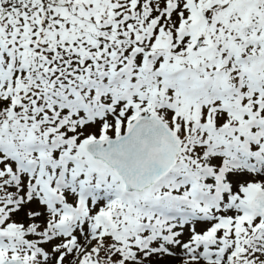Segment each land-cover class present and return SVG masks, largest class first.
I'll use <instances>...</instances> for the list:
<instances>
[{
  "label": "rangeland",
  "instance_id": "374dc122",
  "mask_svg": "<svg viewBox=\"0 0 264 264\" xmlns=\"http://www.w3.org/2000/svg\"><path fill=\"white\" fill-rule=\"evenodd\" d=\"M140 1V4L137 2L136 9L130 7L129 0H66L64 2V6L56 5V7L50 12L46 19H42L39 17L38 13L32 9L31 4L27 3V1L16 0V3L20 4V8L18 12H14L12 17H7V15L0 14V42L4 46L6 44L11 45V49L17 54V57L23 65H28V61L32 56H34V44L29 42L31 40L51 42L56 41L58 45L64 47H56L60 53V59L56 60V63L63 66L65 62L62 61H71L75 57H80V55H90L93 56V50H85V48H77L71 44H67L63 42V39L67 38L71 35H76L73 29H79V27H83L87 37L90 39L92 35H95L96 27L93 26L91 20L93 18H105L106 23L101 22L98 25V32L102 38L108 39L111 41H118L122 39V42L129 43V39H138L143 37L144 43H151V35L155 33L154 30L157 29L160 22L155 19L153 13H144L142 8L143 2ZM197 0H194V4L200 7V9L204 8L207 10H211L212 14H210L211 24L209 25L206 19H202L198 25H192L191 20H189V16H183L181 18L180 15L171 16V22L176 23L179 18L182 19L183 23L186 25L185 29L182 32H179L176 28L166 27V33L168 35V39L170 44H168V51H164L166 55H168V59L172 64L173 68L177 67L180 69V66L183 65H195L199 64L202 66L204 64L206 67L216 65L218 67H226L229 66L232 68L235 64L238 65V71L241 73V77L244 78V73L250 71L254 72L253 69L258 65L259 61L264 58V47L262 49H258L254 47V41L257 37L262 36L264 39V29L260 30L262 27V23L264 24V0H247L239 3L237 0H199L197 4ZM183 8L185 9L184 3L180 0ZM68 8L66 9V6ZM71 6H73L71 8ZM149 7V5H147ZM133 8V10H131ZM61 15L62 24L61 26L53 25V18L56 15ZM168 17H163L164 21H167ZM18 23L15 27L12 24ZM30 25V26H28ZM187 27V28H186ZM108 30H112L110 34H108ZM202 38V43L200 47L195 51V53H189L188 49L194 42V40H198ZM211 45L213 49V53L211 51H207V46ZM54 49V48H53ZM90 49V48H89ZM18 50V51H17ZM245 50V51H244ZM244 51V52H243ZM143 50L135 49V48H127V51L123 55L119 56V60L121 66L124 67L125 74L124 79L121 82L123 84V88L126 90L127 94H131L130 92L133 90L134 86H139V84H144L146 86V90L144 91V96L142 97V104L144 102L151 101L152 91H156L157 83L163 88L162 79L160 77H156L151 74H146L143 70H141L142 59H139L140 54ZM55 51L46 52V55L49 57L54 56ZM96 53L100 55L102 59L105 56L114 55L113 52L109 51H100L96 49ZM242 53V54H240ZM122 54V52H121ZM236 54H240L238 57V62H235ZM249 54H252V57H249ZM68 55V56H67ZM165 55V56H166ZM243 55V56H242ZM245 56L246 62L242 64V57ZM204 57V58H203ZM12 58V57H11ZM122 59V60H121ZM143 59H147L145 55H143ZM0 61H2L3 67L0 69L1 77H0V86L3 85L6 88L0 89V92L3 94H7V91H10V68L11 64L8 66L4 64V61L1 56L0 49ZM31 65H33L30 62ZM129 68H128V66ZM36 66V65H35ZM205 67V68H206ZM44 67H39L38 72L36 70V74L39 72H43ZM176 68V69H177ZM133 70V71H131ZM203 70V69H200ZM112 71L120 72L117 69H112ZM131 71V72H130ZM124 73V72H123ZM188 76L192 78V73L190 70L187 71ZM186 73V74H187ZM256 73V72H254ZM45 74V73H44ZM186 74H183L184 76ZM257 74V73H256ZM24 76V74L22 75ZM264 72L259 76H252L250 72L248 73L249 81L247 84L255 87L257 95L254 93L251 98V103L255 105V107H259L257 110L260 111L261 117L264 119ZM26 77V76H25ZM43 77V76H42ZM206 76H203L205 78ZM261 77V78H260ZM37 79V75H33L32 84L34 86H38L39 91H43V82L42 78L40 81H35ZM22 81L19 79L18 83ZM35 81V82H34ZM186 82V78H184L183 83ZM24 84V83H23ZM31 85H27L30 86ZM242 88V84L238 86V88ZM238 88L233 89V91H237ZM242 90V89H241ZM44 92V91H43ZM165 94V102L163 104L162 110L158 109L160 113L166 112L165 114L172 111L174 117H180L179 120L186 119L189 123V126H195L191 129V132L187 135H184V140L188 138L189 141H192V136L194 137V144L200 147V152L196 151L198 154H201L199 157H192L190 160L195 165H200L203 167H212L214 164L218 163V167L212 171L209 168L208 173L213 177L212 182L215 185L217 180L219 179L218 171L224 170L227 168V171L224 172V176L222 177L224 184L226 186H230L232 193L243 196L246 193L247 186H254L257 183H262L264 185V175H259L256 171L254 164L252 163V157L257 153L256 148H252L253 150L246 151L243 155L235 158L233 163H228L225 158H218L216 153L221 154L223 157L228 153L227 143L229 142V137L222 136L218 133H207L204 129L205 125H208L212 118L210 116H203L199 118H195L193 114V110L188 108L187 104L184 106L187 110L183 111L178 110L173 104H171V98L168 94ZM1 95V94H0ZM157 95V93H155ZM3 97V96H2ZM141 98V97H140ZM187 98V97H185ZM189 99V98H187ZM192 101L191 99H189ZM88 101L89 106L84 102L82 103L78 100V104L74 106L71 102V105L64 107L63 116L60 123H56L53 126L45 129L46 131L50 130L54 132L58 139H61L62 144L58 145L57 148L60 151L64 149L68 152L76 149L78 147V143L82 140L90 137H97L99 134L98 125L100 121L95 117V113L90 114L89 108L94 111L93 103L91 100ZM117 99L116 105L118 106L116 114L119 111L124 112L125 115H130L132 112V100L131 98H126L123 101L126 103L125 106L122 103L118 102ZM160 106L159 102H156L154 107ZM46 107L48 105L46 104ZM68 109V110H67ZM7 116L6 118H8ZM25 117V116H24ZM69 119H73L70 120ZM47 122V121H45ZM54 123V122H53ZM85 124V125H83ZM97 124V128L95 131L90 129V125ZM37 125V124H36ZM44 125V123H43ZM183 131L184 126L181 127L179 124H175L174 128ZM84 128L85 130H82ZM44 131L37 133V137L41 138V135L44 134ZM183 133V132H182ZM204 135H206V139L204 140ZM8 139V135H6ZM18 137L21 139L17 140V142L23 143V135L19 134ZM55 136H49V139H42L43 142L55 143L52 140ZM198 138V141H196ZM59 142L58 140L56 141ZM31 143L35 144V141ZM208 144V145H207ZM59 151V152H60ZM185 161H188L184 157ZM239 160V161H238ZM223 161L224 164L220 165V162ZM236 161V162H235ZM184 170V167H182ZM204 169V168H203ZM95 180H101V177H95ZM222 194V193H221ZM104 200V199H103ZM103 200L98 203V205L94 206L92 200L89 202V206H80L81 208H76V212L78 214H83L85 212V217L88 220L92 219L91 215H94V211H101L103 209V205H112L114 207L115 202L106 201L103 203ZM222 201V200H221ZM122 209L119 211V214L123 216V221L126 223L128 220L132 231H135L139 227V223L137 219L126 218L130 216L132 209L134 206L132 205L133 200L129 201L128 199H122L121 201ZM214 204L217 205V210L211 212V215H218V213L227 210V206L222 205L218 200L214 201ZM20 208H25V203L22 202L20 204ZM35 209H26V221L30 222V236L35 240V248L41 249L38 252V257L46 260L47 263L53 259L55 255L59 251L66 252L65 261L71 257L72 253L75 250V242L71 240L70 237L63 235L55 226V222L52 220L54 214L51 212H45L44 209L37 210ZM232 209L231 207H229ZM16 215L14 216V218ZM42 218L47 220L46 228L43 231H35L34 225L36 221H40ZM85 218V219H86ZM144 222V220H140ZM118 225V219H116ZM14 224V223H13ZM17 226L16 224H14ZM119 225L123 228L124 224L119 222ZM23 224L21 225V227ZM150 238L158 239L156 242L151 243L146 249H140V245H136L132 240L124 247L125 252L130 254L133 253V257L142 258L143 260L137 261L139 264H189V260L181 255L184 252L183 247L179 242L168 244L165 242L163 234L158 235L157 228H154L152 232H147ZM146 234V235H147ZM145 235V234H144ZM142 236V238L144 237ZM158 235V236H157ZM52 236V238H48ZM72 236L77 237L79 240L85 241L87 239V233L85 230H81L80 227L75 230ZM125 238V234L119 237L116 240H112V243L116 244V249L118 248V241H122ZM104 241H100L98 246L103 244ZM17 241L14 240V247H9L8 249L0 248V253L10 254L11 251L16 249ZM158 245H165L167 249L163 252L153 253L152 247H157ZM97 246V247H98ZM131 247H133L131 249ZM108 248H113V246H108ZM253 250L254 248L251 247ZM103 254L105 255V248L102 249ZM23 253L24 250H23ZM96 253V249H95ZM135 253V254H134ZM27 254V253H25ZM122 255L116 256L115 259L121 258ZM72 262V260H71ZM71 264V263H70Z\"/></svg>",
  "mask_w": 264,
  "mask_h": 264
},
{
  "label": "water",
  "instance_id": "95a60500",
  "mask_svg": "<svg viewBox=\"0 0 264 264\" xmlns=\"http://www.w3.org/2000/svg\"><path fill=\"white\" fill-rule=\"evenodd\" d=\"M1 1H2V0H1ZM51 1H52V0H51ZM142 123H144V121H141V124H142ZM114 157H116V154H115V153H114L110 158L113 159ZM110 158L107 159L109 162H111V160H109Z\"/></svg>",
  "mask_w": 264,
  "mask_h": 264
}]
</instances>
